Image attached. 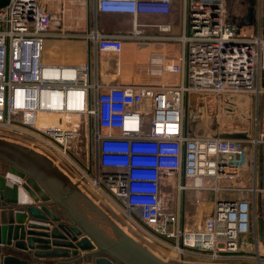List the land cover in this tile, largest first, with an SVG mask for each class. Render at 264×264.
Masks as SVG:
<instances>
[{
    "label": "built area",
    "instance_id": "2783aa9c",
    "mask_svg": "<svg viewBox=\"0 0 264 264\" xmlns=\"http://www.w3.org/2000/svg\"><path fill=\"white\" fill-rule=\"evenodd\" d=\"M54 2L9 0L0 8V134L42 150L125 231L165 257L264 264L256 213L264 188L254 164L264 144L260 22L255 30L237 27L227 0H183L179 35L168 33L169 24H152L163 33L152 36L145 75L102 82L91 47L94 55L118 54L124 38L144 37L137 16L167 15L173 0H93L95 13L132 16L126 34L74 32L50 9ZM48 38H80L90 48L80 62L48 61ZM165 41L178 43L179 53L168 58ZM166 74L179 79L165 80ZM241 93L252 97L254 118L241 113L248 122L243 130L221 126L225 113L235 117ZM197 116L207 132H196ZM232 132L245 137L220 135ZM189 189L193 201L185 199ZM201 193L212 196L211 212L189 224L186 205L202 201Z\"/></svg>",
    "mask_w": 264,
    "mask_h": 264
},
{
    "label": "water",
    "instance_id": "95a60500",
    "mask_svg": "<svg viewBox=\"0 0 264 264\" xmlns=\"http://www.w3.org/2000/svg\"><path fill=\"white\" fill-rule=\"evenodd\" d=\"M8 1L0 0V8ZM249 2L245 15L236 23L237 27L251 25L256 19L254 0ZM87 47L90 48V43ZM260 84L264 87V70L260 72ZM220 135L245 137L244 132ZM0 157L22 167L9 164L7 171L0 174V244L23 251L38 249L33 253L37 257L66 259L49 260L48 264H184L168 262L158 252L155 256L153 251H148L125 234L52 163L50 157L37 149L0 134ZM7 172L23 179L20 186L32 204H17L19 185L6 184ZM260 174L258 171L259 186ZM27 213L32 220L42 224L28 222L25 232L23 223ZM6 214L9 221L5 219ZM116 234L117 239L113 238ZM33 243L38 245L34 247ZM0 258L3 264H29L10 254L0 253ZM31 259V263L44 264Z\"/></svg>",
    "mask_w": 264,
    "mask_h": 264
},
{
    "label": "crops",
    "instance_id": "0c3cea01",
    "mask_svg": "<svg viewBox=\"0 0 264 264\" xmlns=\"http://www.w3.org/2000/svg\"><path fill=\"white\" fill-rule=\"evenodd\" d=\"M176 0H173V6ZM182 10L179 12L172 11L167 15H139L136 17V23H143L144 25L141 26L143 38L140 39H132V38H124L123 39V46L121 51L118 54L114 53H103L94 55L91 47V60L93 67L96 69L97 76L100 81L102 82H119V83H130L138 80L140 77L145 75V64L148 60V56L152 50L155 49L152 36H156L159 33H163L159 31L155 26L152 24L160 23V24H169L170 25V33L171 35H179L181 32V21L183 15V0H181ZM94 19L93 24H87L85 30H93L98 33H106V34H126L128 33L133 25V18L128 14H117V13H95L93 12ZM244 16V15H243ZM88 17V16H87ZM113 18L117 19V22L111 23L110 25L103 23V18ZM181 17L180 25L179 19ZM242 17V16H240ZM239 17V18H240ZM257 18L251 25H243L248 28H252L254 24L257 23ZM118 20H123L118 21ZM179 25V28L178 26ZM72 29V28H71ZM179 29V31H177ZM75 38H48L45 40L44 46V57L48 61L54 62H63V61H74L80 62L83 61L86 57L87 46L86 41ZM162 50L164 54L168 58L174 57L180 51V45L174 41H165L161 42ZM85 52V53H84ZM101 73L99 72V67ZM179 77L176 75L166 74L165 80L168 81H176ZM256 158L258 159V168L256 169V182L258 184V171H260V178H261V187L264 188V144H260L256 148ZM53 163V162H52ZM9 164H13L19 168V165L13 163L8 159H3L0 157V174H4L7 171V167ZM56 165V164H54ZM65 174V173H64ZM66 177L71 181L69 175L65 174ZM6 184L9 185L11 182L8 180L7 176ZM37 178V177H36ZM38 179V178H37ZM73 179V178H72ZM75 185V184H74ZM44 186V185H43ZM45 187V186H44ZM46 188V187H45ZM24 191L23 188L19 187L18 189V205L23 204H32L33 201L28 196V194L24 191L25 195L27 196V202H23L20 200V190ZM47 190V189H46ZM48 191V190H47ZM22 198V196H21ZM12 212V222L14 223L13 218V211ZM256 213H257V224L259 226V237L260 242H264V193L258 196L257 203H256ZM8 214L5 215V219L9 221ZM32 216L27 213L24 219V231L26 232V223L28 222H37V224H42L39 221L32 220ZM1 221V219H0ZM39 222V223H38ZM38 230V229H37ZM42 231V230H38ZM47 232V231H45ZM13 242V241H12ZM38 244L33 243V246L36 247ZM38 249H31L27 251L15 249L12 245L10 247L4 246L0 244V253L6 255L10 254L15 258L24 259L29 264H36L31 263V258L36 262H42L44 264H48L49 260H66L65 258H58V259H48L46 257H37L33 253ZM27 255H26V254ZM30 254V256H28ZM31 257V258H30ZM51 262V261H50ZM0 264H3L0 258Z\"/></svg>",
    "mask_w": 264,
    "mask_h": 264
},
{
    "label": "rangeland",
    "instance_id": "374dc122",
    "mask_svg": "<svg viewBox=\"0 0 264 264\" xmlns=\"http://www.w3.org/2000/svg\"><path fill=\"white\" fill-rule=\"evenodd\" d=\"M250 4L249 0H227V6L229 9V13H230V18L232 20H237V18H239L240 16L243 17V15H245L246 10L248 5ZM60 6V8H59ZM254 6H255V15L257 18V23L253 25V27L251 28L252 30H255L258 22H260L261 25V29H263L264 31V0H254ZM50 9L54 12L58 13V16L60 17V20H63V23L69 27L72 28V30L75 32H79L82 33L83 30H85V28L87 27V24L89 23L90 25L93 24V19H94V4H93V0H55L54 3L50 4ZM172 9L174 10V12L177 11H181L182 10V5H181V0H176L174 6L172 5ZM88 16V17H87ZM240 17V18H242ZM256 20V19H255ZM103 23L104 24H108L110 25L111 23H115L117 22V19H113V18H103ZM118 21H123V20H118ZM180 21H181V17L179 19V25H180ZM179 25L178 28H179ZM177 31H179V29H177ZM80 40V39H79ZM99 72L101 73V68L100 65L98 67ZM252 97H250L248 94L246 93H241V94H237L235 95V101L234 104H236V108L234 109V113H235V117H233L232 115L225 113L222 117H221V122L220 125H224L225 127H227L228 129L234 130V129H238V130H243L244 126L247 125V121L246 118L247 116H251L252 118H254L255 115V110L254 108L251 106V102L253 105V99H251ZM241 113L245 114V117L241 115ZM230 115V116H229ZM194 124L196 126V132L197 133H205L208 130H203L202 129V125L200 122V118L197 116L194 118ZM244 125V126H243ZM38 152H41L42 154H44V152H42V150L37 149ZM45 156H47L46 154H44ZM48 157V156H47ZM51 161L56 164L55 166L64 174L65 172L62 170V168H60L58 162H54L52 159ZM254 164H255V168H258V159L256 158V154H255V160H254ZM66 174V173H65ZM64 174V175H65ZM69 178H71V176L69 175ZM71 182L73 184H75V186L82 192L84 193L97 207H99L101 209V211L111 220L113 221L125 234H127L129 237H131L133 240H135L137 243H139L141 246H143L145 249H147L148 251H151L145 242H143L142 240L136 238L135 236H133L132 234L128 233L127 231H125L118 218L112 214L111 211L107 210L106 207L104 205H102L98 199L91 193V191L79 184L76 183L75 180H73L71 178ZM171 187L167 186L165 187V191L167 193H171L172 191L170 190ZM171 191V192H170ZM166 193V195H167ZM173 193H171V195H168L167 197V202L168 205H172V198H174L172 196ZM194 192L192 190H187L186 194H185V199H187V197H189L191 199V201L194 200ZM202 201L199 200L198 204H187L184 214L185 217H187L188 219V223L191 224L197 220H204L205 217H207L212 209V196L208 195V194H204L201 193V197ZM264 229V228H263ZM257 230L259 232V226L257 225ZM264 233V230H263ZM261 247H264V242L261 243ZM155 256L158 255L156 251L152 252ZM166 261L168 262H174L176 263L175 259L172 258H168L166 257ZM250 264H253L252 262H249ZM246 263V264H249ZM230 264H236L234 263H230Z\"/></svg>",
    "mask_w": 264,
    "mask_h": 264
},
{
    "label": "bare ground",
    "instance_id": "6f19581e",
    "mask_svg": "<svg viewBox=\"0 0 264 264\" xmlns=\"http://www.w3.org/2000/svg\"><path fill=\"white\" fill-rule=\"evenodd\" d=\"M7 178L11 182V184H13V183L17 184V182L22 183V181H23V179L20 176H18L17 174L9 173V172L7 174ZM11 184H9V185H11ZM19 194H21L20 195V200L21 201H23V202H27L28 201L27 200V196L25 195L24 191H22V189L20 190ZM21 196H22V198H21ZM152 251L154 252V250H152Z\"/></svg>",
    "mask_w": 264,
    "mask_h": 264
},
{
    "label": "trees",
    "instance_id": "16d2710c",
    "mask_svg": "<svg viewBox=\"0 0 264 264\" xmlns=\"http://www.w3.org/2000/svg\"><path fill=\"white\" fill-rule=\"evenodd\" d=\"M107 235H109L107 232H106ZM111 237V234L109 235ZM113 237V235H112ZM113 238L117 239L118 238V235L116 234V236H114Z\"/></svg>",
    "mask_w": 264,
    "mask_h": 264
}]
</instances>
